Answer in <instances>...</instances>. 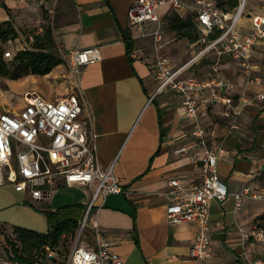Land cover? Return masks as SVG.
<instances>
[{
	"label": "crops",
	"instance_id": "obj_1",
	"mask_svg": "<svg viewBox=\"0 0 264 264\" xmlns=\"http://www.w3.org/2000/svg\"><path fill=\"white\" fill-rule=\"evenodd\" d=\"M132 1L58 0L55 7L57 16L53 33L63 59L70 49L99 48L100 59L82 68L76 89L83 102L84 114L93 118L99 162L107 166L116 158L115 175L124 189L123 193L108 195L101 206L93 209L92 218L98 220L111 248L122 258V264H236L245 255L251 259L264 256L263 245L243 240L240 232V228L248 229L253 219L264 212V207L258 211H252L250 207L261 200L244 198L237 207L234 195L246 185L257 187L260 184L258 175L264 173L261 162L264 103L247 106L238 120L240 127L237 130L229 128L217 105L202 118L211 141H221L227 147L226 155L218 160V172L226 182L229 194L223 201L214 199L211 202V257L202 262L194 261L190 249L197 226L194 222L168 223V202L163 191L172 178L196 180L200 171L196 161L203 157L205 150L189 148L185 153L174 152L181 145L191 144V126L175 92L166 89L148 102L157 88L152 70L153 48L150 38L140 36V31L130 25L128 9ZM8 2L6 5L10 9L21 5L15 1L14 5H9ZM34 9L37 14L42 12L41 8ZM258 11L259 0L248 2L246 13L241 17L240 25L244 30L252 29L251 17ZM8 19L16 18L4 16L0 20ZM155 27L154 23L146 25L147 30ZM126 30L133 40L131 48L125 39ZM166 37L169 48L174 39ZM189 45L193 57L200 45L196 41ZM166 53L171 57L172 65L179 66L167 49ZM213 55L216 65L203 77L218 71L236 81L234 76L222 72L223 64L219 61L233 62L235 74L240 71L237 63L228 57H218L215 52ZM250 63L254 78L261 83L240 86L236 94L239 102L264 91V79L261 78L264 77V39L253 48ZM62 67L66 69L64 62L49 74H32L24 80H42ZM68 77L70 84L66 86L71 91L75 81L69 73ZM26 86L22 83V88ZM71 187L83 191L88 188ZM86 190L80 197L71 196L64 204L86 206L91 197V191L88 195Z\"/></svg>",
	"mask_w": 264,
	"mask_h": 264
},
{
	"label": "built area",
	"instance_id": "obj_2",
	"mask_svg": "<svg viewBox=\"0 0 264 264\" xmlns=\"http://www.w3.org/2000/svg\"><path fill=\"white\" fill-rule=\"evenodd\" d=\"M7 2L10 0H2ZM28 8H43L51 15L58 0H12ZM259 11L252 15V29L241 27V17L246 13L248 0H239L237 6L225 11L216 0H133L128 9L130 25L140 36L150 38L154 60L152 70L157 88L149 97L166 89L175 92L184 107L191 126V144L174 149L176 154L189 148H203L205 154L197 160L199 177L186 181L179 177L169 180L163 191L168 202L166 219L176 225L194 222L197 226L190 257L204 261L211 257L210 207L214 199L223 201L229 194L228 186L218 172V160L227 153L221 141H211L203 116L214 106L219 107L221 118L231 130L239 129V118L247 106L264 103V91L239 102L237 89L249 83H261L252 76L250 57L255 45L264 39V0H259ZM161 8H168L181 18L193 15L197 22L198 52L190 60L173 66L166 53L168 36L163 27ZM156 24L148 31L146 25ZM235 61L243 75L239 81L226 78L218 71L198 78L187 75L193 64L210 52ZM6 57V56H5ZM9 55L8 58H12ZM100 59L99 48H75L67 50L63 62L74 79V88L66 96L48 99L37 92L27 93L22 104L0 105V186L13 184L16 191L24 192L33 201H47L54 189L60 186H86L91 197L79 220V227L60 264H122L123 260L108 241L93 209L101 206L110 194L124 192L115 175L116 158L107 166L99 162L97 134L93 118L84 114L83 102L77 92V80L81 70ZM264 167V154L261 158ZM264 173L259 174L262 176ZM236 206L244 198L264 200V184L244 186L235 194ZM89 227L91 230L85 234ZM243 240H253L264 249V227L253 222L248 229L240 228ZM66 234L62 235L65 239ZM45 255L53 260L59 252L49 244L44 245ZM243 264H264V256L245 257ZM0 264L7 261L0 259ZM34 264H41L39 261Z\"/></svg>",
	"mask_w": 264,
	"mask_h": 264
},
{
	"label": "rangeland",
	"instance_id": "obj_3",
	"mask_svg": "<svg viewBox=\"0 0 264 264\" xmlns=\"http://www.w3.org/2000/svg\"><path fill=\"white\" fill-rule=\"evenodd\" d=\"M248 2H251V0H248ZM7 4L14 5L15 3L10 0ZM0 5V19L4 16L6 18L8 16L16 18L12 19V22L18 32V36L15 39L6 42L0 41L6 59H8L9 55H14L18 50L32 47L34 39L32 40L29 37L30 34L34 32L41 34L46 27H51L53 29L56 25L57 14L55 12L53 15L46 12H40V14H37L34 8L22 7L21 5L7 10L3 6L1 0ZM167 9L168 8H164L165 11H167ZM164 10H161V13L163 12L162 14L160 13L162 16L164 15ZM165 16L162 18L163 27L169 34L168 36L174 39L169 48H167V51L174 56V59L179 65L184 64L190 60L193 54L189 45L191 40L187 37H182L175 32H169L170 30H168V22L165 20ZM136 29L137 28H135V30ZM136 31L138 32V29ZM148 31H151V29L149 28ZM55 46L58 49L56 42ZM219 63L223 64L221 70L224 74L234 76V78L237 79L236 81L241 79L240 77L243 75V71H238V73L235 74L233 62L224 59L219 61ZM213 65H216V56L213 55V52H210L203 61L189 68L186 74L195 77H203L212 70ZM67 71V68L65 69L62 67L59 68L54 75L46 76L39 81L31 80L30 82L26 81V79L24 80V77L9 82L10 79L0 76V105H21L26 99V94L30 92H37L44 97L46 96V98L47 96L53 98L66 96L70 91L66 86L70 84V78L68 77ZM254 77V75L250 76V78ZM261 78L263 81L264 77ZM64 80L67 81L61 85L60 83L64 82ZM22 83L27 84V86L22 88ZM45 93L47 95H45ZM85 190L86 189L84 188V191ZM87 190L89 192L87 194L89 195L90 190L88 188ZM84 191L83 189L80 190L74 187L60 186L52 191L49 201L35 202L26 197L24 192L16 191L13 184L0 186V225L6 227H0V256L2 255L4 238L10 233V229L7 228L21 226L40 232H46L49 225L45 216V211L55 209L59 205H65L64 203L71 199V196L80 197L85 194ZM258 202L261 203L251 204L250 207L252 211H258L264 207V204L262 203L264 200ZM90 231L89 227H87L85 234H88ZM70 243H68V246H70Z\"/></svg>",
	"mask_w": 264,
	"mask_h": 264
},
{
	"label": "trees",
	"instance_id": "obj_4",
	"mask_svg": "<svg viewBox=\"0 0 264 264\" xmlns=\"http://www.w3.org/2000/svg\"><path fill=\"white\" fill-rule=\"evenodd\" d=\"M2 1V0H1ZM239 0H216V5L225 11L233 10ZM3 6L9 7L3 2ZM1 7V5H0ZM42 12H47L43 8ZM168 22L169 32H175L182 37H187L191 41L198 39L197 22L193 15L181 18L176 12L171 11L165 16ZM164 31L167 35L166 29ZM18 32L11 19L0 21V41L6 42L15 39ZM34 39L30 48L18 50L11 59L4 56L3 46L0 45V76L11 80L19 79L28 75H46L56 66L63 62L58 49L55 46L53 29L46 27L41 34L34 32L29 36ZM125 39L129 48L133 46V40L129 31H125ZM260 183L264 184V174L259 177ZM86 206L80 203L68 204L55 210H46L45 216L49 228L46 232L21 226H14L10 233L4 238L2 255L0 258L7 261V264H34L39 261L41 264H60L62 256L67 252L73 235L79 227ZM253 222H257L264 227V212L257 215ZM5 227L0 225V227ZM6 228V227H5ZM134 231L137 233L136 226ZM66 238L62 239V235ZM49 244L59 252L58 258L53 260L45 255L44 245ZM236 264H243L241 260Z\"/></svg>",
	"mask_w": 264,
	"mask_h": 264
}]
</instances>
